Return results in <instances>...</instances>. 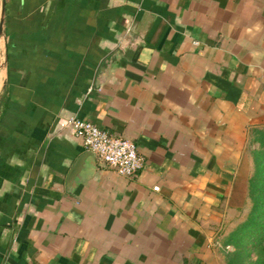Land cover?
Wrapping results in <instances>:
<instances>
[{
    "label": "crops",
    "instance_id": "1",
    "mask_svg": "<svg viewBox=\"0 0 264 264\" xmlns=\"http://www.w3.org/2000/svg\"><path fill=\"white\" fill-rule=\"evenodd\" d=\"M69 118L142 167L88 154L68 180ZM255 134L264 0H0V264H226Z\"/></svg>",
    "mask_w": 264,
    "mask_h": 264
},
{
    "label": "rangeland",
    "instance_id": "2",
    "mask_svg": "<svg viewBox=\"0 0 264 264\" xmlns=\"http://www.w3.org/2000/svg\"><path fill=\"white\" fill-rule=\"evenodd\" d=\"M256 134L251 164L248 170L243 167L245 179L236 181L241 193L232 200L236 211L220 215L215 229L216 246L226 264H264V134Z\"/></svg>",
    "mask_w": 264,
    "mask_h": 264
},
{
    "label": "built area",
    "instance_id": "3",
    "mask_svg": "<svg viewBox=\"0 0 264 264\" xmlns=\"http://www.w3.org/2000/svg\"><path fill=\"white\" fill-rule=\"evenodd\" d=\"M65 125L80 138L85 150L97 156L118 174L130 177L142 167V157L132 141L113 136L87 120L69 118ZM152 189L157 190V186Z\"/></svg>",
    "mask_w": 264,
    "mask_h": 264
},
{
    "label": "water",
    "instance_id": "4",
    "mask_svg": "<svg viewBox=\"0 0 264 264\" xmlns=\"http://www.w3.org/2000/svg\"><path fill=\"white\" fill-rule=\"evenodd\" d=\"M88 154H92L89 151H85L81 154H79L76 159L74 160V162L72 163V166L69 170V174L67 176V179L69 180L70 178H72V176H74V174L78 171L80 164L82 163V160L84 159L85 156H87Z\"/></svg>",
    "mask_w": 264,
    "mask_h": 264
},
{
    "label": "trees",
    "instance_id": "5",
    "mask_svg": "<svg viewBox=\"0 0 264 264\" xmlns=\"http://www.w3.org/2000/svg\"><path fill=\"white\" fill-rule=\"evenodd\" d=\"M261 203V202H260Z\"/></svg>",
    "mask_w": 264,
    "mask_h": 264
}]
</instances>
